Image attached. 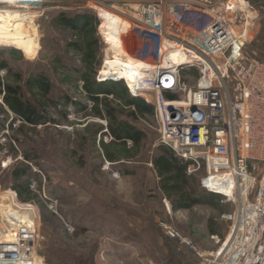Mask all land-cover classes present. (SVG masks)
<instances>
[{"label": "rangeland", "instance_id": "rangeland-1", "mask_svg": "<svg viewBox=\"0 0 264 264\" xmlns=\"http://www.w3.org/2000/svg\"><path fill=\"white\" fill-rule=\"evenodd\" d=\"M244 2V12L232 26L239 32L247 21L245 50L264 63V0ZM57 3L66 2H47L30 11L31 17L0 9V61L8 66L0 69V194L15 191L20 204L35 209L42 264H199L196 252H215L231 233L234 205L216 198L213 203L172 209L176 198L163 194L152 166V160L163 155L155 116L132 119L128 108L108 97L116 117L135 125L144 138L135 146L96 132L106 129L109 121L92 114L83 82L69 70L84 69L82 55L68 46L93 35L82 38L55 25L61 13L72 14ZM104 50L100 40L95 76ZM39 75L48 84L45 94L26 85ZM5 86L18 87L22 99L52 122L29 125L16 118L3 102ZM63 97L80 101L87 111L76 112L71 106L54 111L46 104ZM22 167H28L29 174L15 177ZM201 177V172L195 175L197 189ZM163 226L190 242L196 252L168 237Z\"/></svg>", "mask_w": 264, "mask_h": 264}, {"label": "built area", "instance_id": "built-area-1", "mask_svg": "<svg viewBox=\"0 0 264 264\" xmlns=\"http://www.w3.org/2000/svg\"><path fill=\"white\" fill-rule=\"evenodd\" d=\"M50 1L0 0V9L31 17ZM53 1L95 14L105 46L96 82L123 83L152 104L158 145L189 162V174L201 172L203 190L235 207L231 233L208 255L163 226L166 235L196 252L199 264H264V63L245 50L247 32L232 26L244 7L237 0ZM102 11L130 24L118 36L121 56L99 30ZM35 221L15 191L0 194V264H42Z\"/></svg>", "mask_w": 264, "mask_h": 264}, {"label": "trees", "instance_id": "trees-1", "mask_svg": "<svg viewBox=\"0 0 264 264\" xmlns=\"http://www.w3.org/2000/svg\"><path fill=\"white\" fill-rule=\"evenodd\" d=\"M57 4L61 5L63 9L71 11L72 14L67 16L65 13H61L55 18L53 22L55 25L76 32L81 37L87 36V33L93 35L92 39H88L87 42L73 41L68 46L73 51L82 55L81 63L84 69L74 67L69 70L83 82L86 101L91 102L93 105L91 109L92 114L98 118L104 117L109 121L106 129L99 128L96 132L108 136L112 141H130L133 145H138L144 138L143 131L128 121L119 120L116 117L117 109L112 106V102L108 101L107 98L112 97L114 102L117 101L123 104V107L128 108L129 116L132 119H141L146 115L154 116L153 106L141 98L132 97L123 83L96 82L95 56L100 42V38L96 32L98 20L95 14L84 6H77L67 2ZM94 34H96V37ZM1 54L2 52L0 51ZM7 68V64L4 61H0V69L7 70ZM26 85L29 90L38 89L39 91H43L44 94L48 92L46 79L41 75L31 77ZM4 89L3 102L16 115V118L29 125H38L44 121L52 122L48 117H44V113L37 110L35 105L22 99L18 87L5 86ZM116 89L119 90L118 93H115ZM101 96H103L102 99H100ZM46 104H49L48 106L52 107L54 111L68 106H71L76 112L87 111V107L83 103L69 97L59 98L56 101L47 100ZM40 106L43 107V105ZM158 147L163 155L152 160V166L160 178V190L167 198H176L172 201L173 210L189 209L204 202L213 203L216 198L222 199L218 195L203 190L199 185V181L198 189L195 188L194 178L196 174H189L187 172L189 162H185L167 147L161 145H158ZM105 158L109 162L113 161L111 155L106 154ZM28 174V167H22L20 170L14 172V176L17 178ZM188 181L192 182L189 186Z\"/></svg>", "mask_w": 264, "mask_h": 264}, {"label": "bare ground", "instance_id": "bare-ground-1", "mask_svg": "<svg viewBox=\"0 0 264 264\" xmlns=\"http://www.w3.org/2000/svg\"><path fill=\"white\" fill-rule=\"evenodd\" d=\"M236 2L243 7L245 6L244 0H237ZM100 15L103 21L99 30L104 35L106 43L109 44L108 50L111 51L116 56H121L122 55V50L120 49L121 40L119 39L118 36L122 33L127 32L128 29L130 28V24L106 11L100 12ZM243 31L244 32L248 31L247 21L246 24L243 26ZM172 59H174V56L172 57ZM127 60L130 63H135L137 67L144 66V64L141 63L140 61L133 62L128 57ZM126 79L128 80V82H130V80L133 78L130 75L126 74Z\"/></svg>", "mask_w": 264, "mask_h": 264}]
</instances>
